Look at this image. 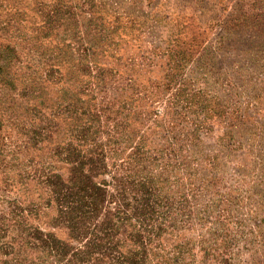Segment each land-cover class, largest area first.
Listing matches in <instances>:
<instances>
[{
    "label": "rangeland",
    "instance_id": "rangeland-1",
    "mask_svg": "<svg viewBox=\"0 0 264 264\" xmlns=\"http://www.w3.org/2000/svg\"><path fill=\"white\" fill-rule=\"evenodd\" d=\"M1 5L0 22L17 18L0 31V44L15 50L18 83L36 85L41 68L49 73L48 63L53 68L47 97L66 88L88 105L99 102L100 87L89 86L86 75L69 79L68 58L55 57L75 42L79 53L93 49L87 58L92 75L104 70L106 80H117L113 105L115 91L106 92L112 108L105 106L96 137L105 151L127 131L130 140L123 139L120 156L112 160L123 159L130 145L162 142L165 131L182 136L200 127L188 140L199 158L194 167L215 179L208 187L194 174L184 180L197 195L193 227L173 229L163 241L165 250L171 241H188L180 264H264V0H2ZM52 13L62 26L47 27L44 18ZM87 60L78 62L84 67ZM54 166L65 178L66 163ZM11 180L6 199L39 207L45 197L41 186ZM41 207L29 218L31 225L66 239L63 228L51 227L54 210Z\"/></svg>",
    "mask_w": 264,
    "mask_h": 264
},
{
    "label": "trees",
    "instance_id": "trees-1",
    "mask_svg": "<svg viewBox=\"0 0 264 264\" xmlns=\"http://www.w3.org/2000/svg\"><path fill=\"white\" fill-rule=\"evenodd\" d=\"M10 20L0 22V31L10 27ZM60 20L58 13H52L44 23L53 29V25L62 26ZM95 25L102 31L100 23ZM76 44L64 45L55 57L59 61L68 58L69 79L76 81L77 76L86 75L89 86L100 87V101L92 105L68 95L66 88L53 90L47 97L53 68L48 63L49 73L41 68L36 85L33 80L18 83L12 71L15 50L0 44V264H180L189 242L171 241L165 250L163 241L178 226L193 227L197 195L194 185L184 180L194 174L208 187L215 179L194 167L199 158L188 140L200 127L182 136L165 131L162 142L151 139L150 145H130L123 159L112 160V155L120 156L121 143L130 140L127 131L123 134L126 140L119 137L121 142L105 151L96 137L101 134L99 118L106 107L112 108L105 101L106 92L115 91L113 105L117 80L114 76L106 80L104 70L92 75L87 58L93 56V49L79 53ZM80 59L87 60L84 67ZM64 100L67 103L60 105ZM106 156L111 163L104 160ZM61 161L67 166L65 178L54 171L55 162ZM14 177L20 184L34 182L43 188L45 197L39 207V203L20 207L16 200L6 199L5 189ZM41 205L54 210L51 227L63 228L66 239L31 225L29 218L39 214Z\"/></svg>",
    "mask_w": 264,
    "mask_h": 264
}]
</instances>
